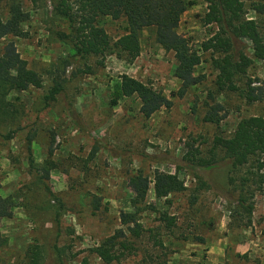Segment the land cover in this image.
Instances as JSON below:
<instances>
[{
    "label": "rangeland",
    "instance_id": "374dc122",
    "mask_svg": "<svg viewBox=\"0 0 264 264\" xmlns=\"http://www.w3.org/2000/svg\"><path fill=\"white\" fill-rule=\"evenodd\" d=\"M11 1L0 0L3 20ZM14 1L28 14L22 24L25 34L4 36L0 53L5 43L13 42L43 82L40 88L11 91L7 99L19 108L18 118L11 125L0 124V195L13 201L11 219L0 221V233L7 240L0 246V264H30L31 245L40 248L37 264H264V196L253 175L256 157L233 168L214 143L216 136H231L242 117L264 116V98L248 102L239 91L217 90L211 50L200 47L215 30L202 21L206 0H188L176 29L201 55L193 72L200 81L185 90L174 74V52L156 41L154 26L140 31L141 50L131 62L115 53L82 58L75 55L69 36H60L70 28L56 14V0ZM243 1L246 16L264 23V15L251 8L256 0ZM99 24L113 42L126 23L103 16ZM241 41L253 62L237 84L248 89L250 81L262 87L264 60L253 55L248 39ZM121 74L162 90L171 106L145 117L136 96L110 105ZM54 78L63 90L45 104ZM215 104L222 106L221 119L205 121L209 106ZM28 135L33 136L37 166L54 164L43 180L55 197L35 183L41 171L26 160ZM194 153L209 165H197ZM155 170L177 174L184 189L166 199L156 197ZM138 174L150 180L144 201L150 207L137 213L143 231L136 237L121 224L120 214L134 210L129 179ZM239 197L245 198L243 206ZM244 206H251V212ZM163 211L174 217L172 226L160 219ZM117 229L124 234L119 239L129 246L117 250L118 259L104 262L92 249Z\"/></svg>",
    "mask_w": 264,
    "mask_h": 264
},
{
    "label": "trees",
    "instance_id": "16d2710c",
    "mask_svg": "<svg viewBox=\"0 0 264 264\" xmlns=\"http://www.w3.org/2000/svg\"><path fill=\"white\" fill-rule=\"evenodd\" d=\"M207 10L202 17L205 25L212 24L215 30L210 37L201 42L203 51L212 53L211 62L217 70L215 85L219 91H239L248 101L253 102L264 98V80L262 87H253L247 83L248 89H241L237 79L245 74L252 64V58L248 57L242 48V39H248L252 44L253 55L264 60V23H260L257 17H247L243 0H206ZM189 5L188 0H56L54 10L68 22L70 31L68 34L60 33V36L68 37L73 41V50L76 56L86 57L89 55L104 57L108 53H115L126 61H133L140 53V31L144 27L156 28V41L165 49L172 50L177 64L175 76L181 81V88L200 81V76H194V68L200 63L201 55L189 47L188 40L176 31L182 13ZM251 8L258 16L264 15V0L251 2ZM109 16L114 20L125 21L124 33L115 41H111L108 33L99 24L100 17ZM28 14L22 9L17 1L8 3V16L3 20L0 16V40L8 35L24 36L23 22ZM70 34V35H69ZM42 77L37 71L27 66V61L21 58L13 42H7L0 53V124H13L19 114V108L9 99L8 94L13 90H26L29 87L40 88ZM63 90L62 84L54 78V84L44 95L46 101L54 100L56 95ZM136 96L140 100L139 111L148 117L161 107H170V99L160 89L151 87L137 78L128 74H121L120 79L113 85L109 103L114 106L123 97ZM222 106L210 105L204 116L205 121L218 123L221 117L218 115ZM13 131L4 135L7 140L11 139ZM26 139V160L30 168L37 173L36 184L42 186L45 192L55 197V193L43 179L49 178V171L54 167L51 162H44L40 167L35 163L31 140ZM216 147L224 151V156L231 162L233 168L244 166L250 159L256 157L254 164V179L258 190L264 196V116L251 115L242 117L236 124L234 132L229 137L216 136ZM52 149H49L51 155ZM190 153V152H189ZM194 162L199 166L209 165V160L196 157ZM46 163V164H45ZM43 172V174H42ZM155 196L167 198L168 195L184 189L183 182L175 173H166L155 170L153 175ZM150 180L141 175L130 177L129 184L134 193L130 200L133 211H123L120 214L122 225L136 237L142 234L143 228L138 222L137 213L149 208L144 203L149 189ZM243 206L245 198L237 200ZM13 201L11 196L0 195V221L12 216L11 208ZM154 208V207H153ZM251 206H244L247 212H251ZM160 219L165 226H172L175 222L173 216L166 211L160 213ZM132 224V225H130ZM122 229L116 232L99 245L93 247L94 251L104 262L110 263L119 258L117 250L126 249L129 243L123 237ZM7 240L0 233V246ZM162 245V242L159 241ZM40 248L31 245L28 249L30 264H37L40 260Z\"/></svg>",
    "mask_w": 264,
    "mask_h": 264
},
{
    "label": "crops",
    "instance_id": "0c3cea01",
    "mask_svg": "<svg viewBox=\"0 0 264 264\" xmlns=\"http://www.w3.org/2000/svg\"><path fill=\"white\" fill-rule=\"evenodd\" d=\"M11 218H8L7 220H10Z\"/></svg>",
    "mask_w": 264,
    "mask_h": 264
}]
</instances>
